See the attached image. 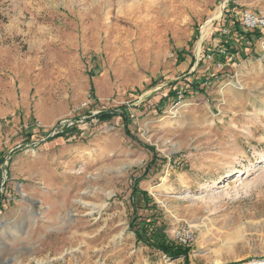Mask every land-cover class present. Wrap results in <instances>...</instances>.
<instances>
[{
    "label": "rangeland",
    "instance_id": "obj_1",
    "mask_svg": "<svg viewBox=\"0 0 264 264\" xmlns=\"http://www.w3.org/2000/svg\"><path fill=\"white\" fill-rule=\"evenodd\" d=\"M246 13L264 0L2 2L0 264H264V35ZM149 228L192 232L188 262Z\"/></svg>",
    "mask_w": 264,
    "mask_h": 264
},
{
    "label": "trees",
    "instance_id": "obj_2",
    "mask_svg": "<svg viewBox=\"0 0 264 264\" xmlns=\"http://www.w3.org/2000/svg\"><path fill=\"white\" fill-rule=\"evenodd\" d=\"M4 0H0V6L2 4ZM1 19V17H0ZM256 34H253L255 33ZM260 32L259 31H254L252 33H247V37L246 38H252L253 36L259 35ZM227 52L229 56H233L236 51L230 46V44H228L226 46ZM218 58H220V61L224 62L225 58L224 56L221 55V53H218ZM171 94H174V92H172ZM175 95V94H174ZM124 117V119H126V114H125V109L121 108L120 110H111V111H107V112H101L97 117V119L100 122H107L112 120L115 117ZM142 240H144V243H146V245L150 246L151 248L162 252L164 255L173 258V259H178V258H184L186 260V262H188L189 259V254H190V249L189 248H185L182 246H176L173 245L169 242H167L166 238L163 236V233L161 231V229L158 228H149V231L145 232V235H142Z\"/></svg>",
    "mask_w": 264,
    "mask_h": 264
},
{
    "label": "built area",
    "instance_id": "obj_3",
    "mask_svg": "<svg viewBox=\"0 0 264 264\" xmlns=\"http://www.w3.org/2000/svg\"><path fill=\"white\" fill-rule=\"evenodd\" d=\"M241 25L247 31H259L264 35V19L257 18L253 14L246 13L241 17ZM177 245L182 247H189L195 241V236L192 232L187 230H177L175 232Z\"/></svg>",
    "mask_w": 264,
    "mask_h": 264
},
{
    "label": "bare ground",
    "instance_id": "obj_4",
    "mask_svg": "<svg viewBox=\"0 0 264 264\" xmlns=\"http://www.w3.org/2000/svg\"><path fill=\"white\" fill-rule=\"evenodd\" d=\"M205 34V33H204Z\"/></svg>",
    "mask_w": 264,
    "mask_h": 264
}]
</instances>
